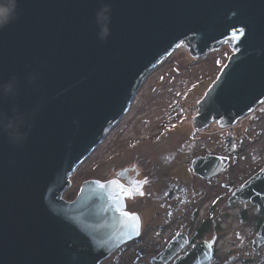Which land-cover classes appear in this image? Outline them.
Returning <instances> with one entry per match:
<instances>
[{
    "label": "water",
    "instance_id": "obj_1",
    "mask_svg": "<svg viewBox=\"0 0 264 264\" xmlns=\"http://www.w3.org/2000/svg\"><path fill=\"white\" fill-rule=\"evenodd\" d=\"M0 6L10 9L0 27V264H98L136 237L138 221L113 213L97 182L84 183L74 201L62 194L145 76L181 44L194 58L225 44L232 51L198 103L197 129L214 120L231 126L264 100V0ZM225 164L207 154L191 169L216 176ZM238 199L257 203L264 216V168L233 192L229 207ZM252 245L264 246V223Z\"/></svg>",
    "mask_w": 264,
    "mask_h": 264
},
{
    "label": "flooded vegetation",
    "instance_id": "obj_2",
    "mask_svg": "<svg viewBox=\"0 0 264 264\" xmlns=\"http://www.w3.org/2000/svg\"><path fill=\"white\" fill-rule=\"evenodd\" d=\"M254 121L253 128L246 123L235 126L226 143L229 135H218L216 150L210 154L225 158L226 164L216 176H201L191 169L192 160L204 155L191 160L192 174L180 173L183 157L203 137L176 143L179 130L184 132L181 125L165 123V139L175 141L174 145L160 147L161 154L152 157L138 155L136 151L149 141L144 136L133 141L125 153L114 156V162L123 156L124 163L119 168L114 166L106 179L82 181L78 194L84 183L97 182L113 213L138 221L136 237L98 264H264V249H253L252 245L264 223L257 203L236 201L240 223L249 228L246 236L227 240V229L221 225L227 220L233 192L264 168V112ZM227 245L230 250L224 251Z\"/></svg>",
    "mask_w": 264,
    "mask_h": 264
},
{
    "label": "rangeland",
    "instance_id": "obj_3",
    "mask_svg": "<svg viewBox=\"0 0 264 264\" xmlns=\"http://www.w3.org/2000/svg\"><path fill=\"white\" fill-rule=\"evenodd\" d=\"M231 55L232 51L226 44L199 58L191 57L185 44L171 52L145 76L123 117L109 129L101 143L70 175V185L63 192L62 198L66 201L76 198L82 181L106 179L114 166L119 168L124 163L123 156L115 162L114 156L125 153L135 140L148 137L145 139L149 140L147 144L136 151L138 155L143 154L146 157L160 153V147L174 145L175 141L165 139L164 132L168 131L165 123L169 124L179 117L178 110L181 105L195 106L200 101ZM241 122L246 123L247 119H242L239 124ZM239 124H236L237 128ZM181 127L185 133L179 130L180 136L174 138L179 144L183 140H189L193 132L190 124L185 123ZM217 127L211 126L202 135L198 146L183 157L179 167L181 174H192L189 164L196 155L215 152L218 135L222 132ZM160 128H164L163 131L156 132ZM233 214L229 212V216ZM222 227L224 228L223 225ZM227 250H230L228 245L224 248V251Z\"/></svg>",
    "mask_w": 264,
    "mask_h": 264
},
{
    "label": "built area",
    "instance_id": "obj_4",
    "mask_svg": "<svg viewBox=\"0 0 264 264\" xmlns=\"http://www.w3.org/2000/svg\"><path fill=\"white\" fill-rule=\"evenodd\" d=\"M264 110V100H262L261 102H259L250 112H248L242 119H247V125L250 128H253L256 125V122L252 121V118L254 116H256L259 112H262ZM199 114L198 112V106H188V107H183L182 108V115L181 118L179 120H177L175 123H180L181 125H184L185 123L192 125L193 127V121L194 118ZM238 120L233 126L228 127L224 130L220 129V131H226L227 133H231L233 128L236 126V124H239V122L242 120ZM243 123V122H241ZM212 125H217L215 122ZM211 125V126H212ZM210 126V127H211ZM252 126V127H251ZM210 127L208 129L205 130H194V134H193V139H197L200 136L204 135L205 133H207L210 130ZM205 131V132H204ZM204 132V133H203ZM238 209L237 208H232V209H228L226 212L227 215V220L224 221L222 223V225L224 227L228 226V233L226 236V239L229 240L231 237H233L235 232H238L239 235L241 237L246 236L247 232H248V228L247 227H242L237 219L238 216ZM229 212L234 213L233 215L229 216ZM233 225H236L234 229H231V227Z\"/></svg>",
    "mask_w": 264,
    "mask_h": 264
},
{
    "label": "clouds",
    "instance_id": "obj_5",
    "mask_svg": "<svg viewBox=\"0 0 264 264\" xmlns=\"http://www.w3.org/2000/svg\"><path fill=\"white\" fill-rule=\"evenodd\" d=\"M10 9L4 6H0V27L7 21Z\"/></svg>",
    "mask_w": 264,
    "mask_h": 264
},
{
    "label": "bare ground",
    "instance_id": "obj_6",
    "mask_svg": "<svg viewBox=\"0 0 264 264\" xmlns=\"http://www.w3.org/2000/svg\"><path fill=\"white\" fill-rule=\"evenodd\" d=\"M78 167V166H77Z\"/></svg>",
    "mask_w": 264,
    "mask_h": 264
}]
</instances>
